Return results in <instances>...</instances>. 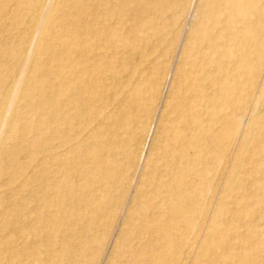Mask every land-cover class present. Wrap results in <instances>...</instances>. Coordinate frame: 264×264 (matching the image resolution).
<instances>
[{"label":"bare ground","instance_id":"bare-ground-1","mask_svg":"<svg viewBox=\"0 0 264 264\" xmlns=\"http://www.w3.org/2000/svg\"><path fill=\"white\" fill-rule=\"evenodd\" d=\"M193 1L46 0L35 7L34 39L24 55H13L21 67L17 80L0 79L28 115L19 128L18 119L7 123L0 175L12 169L21 182L18 221L30 220L35 233L55 237L71 264L87 262L91 252L75 221L105 226L93 216L104 208L113 216L138 176L141 227L133 230L132 217L126 241H151L132 258L147 264L170 260L180 237L194 227L203 197L196 191V154L205 164L236 137L235 111L245 93L238 78L253 88L258 70L251 58L264 57V0H203L141 168L171 73L161 59H169L178 43L179 32L169 29L181 25ZM32 5L16 4L21 12ZM160 37L165 40L159 43ZM25 154L27 160H20ZM220 242L216 246L228 250Z\"/></svg>","mask_w":264,"mask_h":264},{"label":"rangeland","instance_id":"rangeland-1","mask_svg":"<svg viewBox=\"0 0 264 264\" xmlns=\"http://www.w3.org/2000/svg\"><path fill=\"white\" fill-rule=\"evenodd\" d=\"M15 1L21 5L26 2L0 0V79L8 78L14 81L17 80L16 73L21 67L13 55L16 52L18 56L24 55L30 45L28 43L34 39L33 35L37 31L33 25L35 9L37 5L45 4L46 0H33L32 8L27 12H21ZM202 3L203 0H194L182 16L181 25L169 29L179 32L178 43L169 59H161L163 62H169L171 73L165 79L166 87H163L161 100L156 105L158 114L154 115L155 123L151 128L141 168L146 162L144 159L148 155L159 119L166 108L168 93L173 89L176 70L187 40L196 26L198 17H202L198 11ZM261 7L264 9V3ZM55 31L58 33L60 29L56 28ZM162 39L165 40L160 37L156 38V41L160 43ZM163 45L162 49L165 47V44ZM251 61L257 64L258 76L253 88L247 85L244 77L238 78L245 93L235 111L239 128L236 137L225 142L219 158L212 154L208 156L209 162L213 163L206 161L203 164L200 156L196 154V191L203 195L200 209L196 210L194 227L180 237L179 249L164 264H264V57L258 61V57L253 56ZM232 72L236 75V71ZM238 94L240 91L234 94L237 100L240 99ZM15 119H18L15 125L19 128L26 123L28 115L21 103L7 93L5 84L0 82V153L3 149L1 142L8 135L7 123ZM204 123H210L207 115H204ZM196 133L200 134L197 131ZM26 157V154L21 155L19 159L26 161ZM208 164L213 165L212 170L207 168ZM20 183L12 169L0 175V264H71L69 251L64 250L60 243L56 244L55 237L51 238L46 232L35 233L30 227V220L18 221L17 207L24 197ZM140 183V176L132 181L133 188L131 186L123 193L121 208L113 216L106 208L97 217L93 216L92 219L95 218L98 225L105 226L96 229L89 227L85 219V222L82 218L75 221L77 231L81 233L80 236H84L82 241L87 243L91 251L88 253L87 262L83 264H147L148 261L143 262V259H133L131 254L145 250L151 237L143 236L129 243L126 241L131 229L128 223L132 217L133 230L141 227L136 215ZM134 187L137 190H134ZM131 195L132 198H129ZM86 210L85 212H90L92 209ZM94 230L97 231L93 233ZM94 234L99 236L91 242ZM210 235H215V238L211 239ZM220 240L228 246V250L216 246ZM35 242H38V245L30 247ZM222 242V246H225ZM76 247L78 246L73 249ZM28 249L31 250L30 254L24 255L23 252ZM163 256L166 259L169 255Z\"/></svg>","mask_w":264,"mask_h":264}]
</instances>
